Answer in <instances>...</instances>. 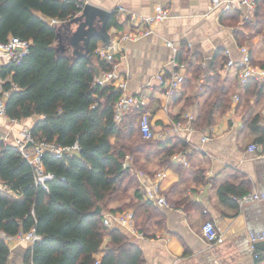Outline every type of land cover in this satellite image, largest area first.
<instances>
[{"label": "trees", "instance_id": "trees-1", "mask_svg": "<svg viewBox=\"0 0 264 264\" xmlns=\"http://www.w3.org/2000/svg\"><path fill=\"white\" fill-rule=\"evenodd\" d=\"M256 3L253 20H247L243 31L236 34L241 46L259 35H263L264 43V0ZM81 6L79 0H0V42L10 37L31 42L21 63L0 68L4 88L10 91L7 117L18 122L36 117L31 134L38 144L80 147L79 152L65 158L44 151L43 167L54 176L46 190L36 184L34 167L13 145H0V183L7 188L0 189V264H7L10 256L7 239L32 229L40 240L34 243L31 264H94L106 235H111L112 246L102 264H142L140 252L129 238L119 229L108 232L103 222L104 213L134 208L136 218L140 208L149 206L143 203L136 177L123 164L131 156L133 168L148 173L143 163L154 151L161 150V164L168 166H172L174 155L188 153V145L177 136L165 142L144 140L140 133L142 109L130 111L121 123L115 122L118 94L94 84L95 77L110 70V65L99 58L96 63L94 58L74 59L68 50L69 38L60 29L78 17ZM239 16L237 12L225 13L221 19L236 26ZM47 19L64 23L51 26ZM99 41H91V53L95 54ZM185 49L179 52L178 61L188 66L191 55ZM251 57L253 65L264 68L263 61H257L253 54ZM227 62L228 57L219 50L213 61L215 74L204 81L203 93L187 99L186 106L196 113L194 126L198 132L213 126L219 115L231 108L234 88L221 84V75L215 69L217 64L223 68ZM250 86V93L261 96L258 83L251 80L246 89ZM244 95H240V105ZM260 119V114L248 112L243 126L257 135V144H264ZM246 188L245 184L224 182L217 189L219 201L238 207L237 199L250 193ZM184 190L182 181L165 197L177 207L186 199L175 203L170 197ZM256 258L262 262L263 253L257 251Z\"/></svg>", "mask_w": 264, "mask_h": 264}, {"label": "crops", "instance_id": "crops-1", "mask_svg": "<svg viewBox=\"0 0 264 264\" xmlns=\"http://www.w3.org/2000/svg\"><path fill=\"white\" fill-rule=\"evenodd\" d=\"M79 1L83 8L85 5H91L111 15L109 21L111 27H108V30L112 38L116 35L115 30L122 33L132 30L130 14L148 17L155 14L157 6L171 9L170 18L156 25L152 35L140 37L136 41H121L116 55L119 73L128 79V93L147 98L152 129L157 135L156 140L161 142L175 136L168 134V131L171 121L177 116L181 115L182 118L186 114L193 116L196 114L193 107L186 106V102L187 99L202 94L201 87L204 81L215 74L212 67L216 53L220 50L225 55V52L230 50L233 59L236 61L242 59L240 52L242 46L238 44L236 34L242 32L244 23L253 20L256 14V11L253 14L249 13L242 6L237 12L240 13L238 24L231 26L228 22H222L221 17L225 13L210 11L213 0ZM121 7L124 12L119 14L118 10ZM50 20L47 19L48 23ZM60 29L69 38L70 31L75 32L78 26L77 24L68 26L65 23ZM262 39L263 35H259L248 40L251 42L249 46L251 54L257 61L264 62ZM168 43L174 44L181 50L186 47L185 51L191 55L189 68L185 65L186 83L170 103L164 96L157 78L161 73L169 76L173 71L174 50L167 46ZM105 45L107 44L102 40L98 42V47ZM243 46L247 45L243 44ZM93 58L96 63L98 57L94 54ZM4 65L0 61V68ZM257 66L264 69L261 65ZM215 69L221 75L220 83L232 86L234 94L231 108L219 115L216 123L209 127L213 131V140L203 144L202 132L197 131L191 137L193 145L188 146V153H182L187 157V165L181 161H174L173 157L170 160L172 166L161 164L159 149L153 152L149 161L143 163L148 170L147 173L134 169L132 158L131 171L133 173L142 171L147 175V179L141 180L142 183L144 181L148 184L157 174L162 175L160 180L162 195L168 197L171 188L182 181L186 187L183 192H175L170 197L175 203L185 198L182 204H177V207L172 204L171 208L161 207L144 199L140 180L130 171L138 181L143 203L149 206L140 208L136 215L135 232L117 223H112L107 230L122 231L129 238L130 243L139 250L142 264H262L264 261L263 258L262 262H258L256 253L259 250L252 249L247 243L249 229H264V203L229 207L219 201L217 194L218 186L224 182L235 185L245 184L246 192L264 189V144H257V135L245 130L243 126V117L248 112L258 113L261 117L259 124L264 131V84L252 80L262 88H260L261 96H257L255 93H250L252 86L249 90L246 89L251 80L241 87L237 78L225 68V65L221 68L217 64ZM241 94H245L243 105L242 103L240 105V100L234 102V96L239 95L240 98ZM35 121L36 117L21 122L0 117V145L7 139L12 142L14 140L13 143H7L14 145L15 140L23 132L31 131ZM161 134L165 137L160 138ZM252 144L259 146L257 153L249 152ZM183 170H187L188 173L182 174ZM128 210L134 212V208ZM208 221L212 222L223 235L224 244L210 247L204 241L202 228ZM7 242L10 247L7 264H31L29 257L34 244L19 236L8 238ZM111 246L112 237L106 235L96 259L102 261L105 252Z\"/></svg>", "mask_w": 264, "mask_h": 264}, {"label": "built area", "instance_id": "built-area-1", "mask_svg": "<svg viewBox=\"0 0 264 264\" xmlns=\"http://www.w3.org/2000/svg\"><path fill=\"white\" fill-rule=\"evenodd\" d=\"M257 0H213L210 5V11H219L224 13L238 12L240 7H245L249 13H255L257 7ZM83 8V6H81ZM124 9L121 7L118 13L121 14ZM171 16V9L166 6H157L155 8V14L153 16L141 17L135 14L129 15V20L132 30L129 32L116 31V35L112 38L110 35V43L105 46L97 47L95 55L110 65V70L101 72L95 77L94 84L97 87L108 88L111 92L118 94V100L115 105V122L121 123L126 115L132 110H144L140 121V133L144 140L156 139L157 135L154 133L151 125V113L148 110V100L144 96H136L128 93V79L121 76L119 73V66L116 62V55L118 53V45L121 41H136L140 37H148L152 35L153 29L156 25L168 20ZM64 22L56 19H51L49 24L60 25ZM31 42L22 40L16 37H10L6 42H0V61L5 65L19 64L28 55L30 51ZM168 47L174 50V60L172 63L173 71L169 76L161 73L157 78L160 83V87L163 90L164 96L168 103H170L175 96L182 90L185 82V64H181L178 61V55L181 48H177L174 44L168 43ZM189 47V46H188ZM242 59L236 61L231 57V51L227 50L225 55L228 57V62L225 64V68L233 73L237 78L241 87H244L250 80H256L261 85L264 84V69H261L257 65L252 64V57L250 49L247 46L240 47ZM5 81L0 78V117H7L6 103L10 95V91L4 88ZM16 88V86H14ZM239 95L234 96V102H239ZM197 133V129L194 126V116L192 114H186L179 120H173L170 123V129L168 134L179 137L189 147H192L191 137ZM202 143L207 144L214 138L211 128L202 131ZM165 135L161 134L160 138H164ZM4 144H7L4 142ZM9 145V144H7ZM23 157L34 167L36 184L44 187L46 190L47 182L53 179V175L47 174L42 163V156L45 150L56 154L60 158L70 157L72 154L80 151L78 144L73 147H61L55 144L48 143H36L30 130H26L22 133L21 138L15 140L13 145ZM259 146L252 144L249 147V152L257 153ZM174 161H181L187 165L186 155L176 154L173 156ZM132 157L128 156L123 164L125 169L131 171ZM131 173H133L131 171ZM141 183V190L143 197L147 202L155 203L161 207H173L162 195L160 180L161 174H157L155 179L149 181L147 184L142 179H147V175L142 171H134ZM133 173V174H134ZM0 189L6 190L0 183ZM264 203V189L253 190L250 193L237 199V203L242 207L248 203ZM135 214L132 210L125 212H117L107 214L103 218L104 225L111 227L112 223H117L124 226L131 232H135ZM19 237L26 239L34 244L40 240V237L36 234V230L28 234H20ZM202 236L204 241L210 246L224 244V237L215 225L208 221L202 228ZM264 241V229H249L247 243L255 249L257 242ZM94 264H102L100 259H96Z\"/></svg>", "mask_w": 264, "mask_h": 264}, {"label": "water", "instance_id": "water-1", "mask_svg": "<svg viewBox=\"0 0 264 264\" xmlns=\"http://www.w3.org/2000/svg\"><path fill=\"white\" fill-rule=\"evenodd\" d=\"M80 14L70 23V25L77 24L78 29L75 32L70 31L69 52L72 51L70 54L74 59L82 57L92 59L94 54L90 52V43L93 39L110 43L108 27L111 15L91 5H85ZM101 211L102 209L98 207L97 212L101 213ZM255 248L264 253V241L257 242Z\"/></svg>", "mask_w": 264, "mask_h": 264}, {"label": "rangeland", "instance_id": "rangeland-1", "mask_svg": "<svg viewBox=\"0 0 264 264\" xmlns=\"http://www.w3.org/2000/svg\"><path fill=\"white\" fill-rule=\"evenodd\" d=\"M70 26H71V25H70ZM250 43H251V42H250L249 40H247V41L244 42V45H247V47L249 48ZM136 135H137V134H135V137H136ZM137 136H138V135H137ZM19 138H21V136H20ZM134 140H141V139H139V138H135ZM5 142H6V143H13L14 140H13V142H12V141H10V139H9V140L7 139ZM115 143H116V145L119 146V143H118V142H115ZM262 264H264V261H263Z\"/></svg>", "mask_w": 264, "mask_h": 264}]
</instances>
